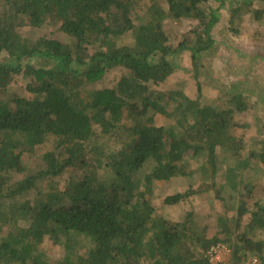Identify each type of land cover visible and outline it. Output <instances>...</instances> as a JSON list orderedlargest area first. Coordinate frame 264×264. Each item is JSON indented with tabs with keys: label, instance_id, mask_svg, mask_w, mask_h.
Listing matches in <instances>:
<instances>
[{
	"label": "trees",
	"instance_id": "obj_1",
	"mask_svg": "<svg viewBox=\"0 0 264 264\" xmlns=\"http://www.w3.org/2000/svg\"><path fill=\"white\" fill-rule=\"evenodd\" d=\"M143 1L0 0V264H206L209 246L222 241L229 264L255 256L264 264V237L252 235L264 231L257 214L238 233L240 220L235 228L223 222L224 238L197 242L187 221L154 217L150 196L173 177L195 172L202 183L165 196L163 205L212 187L220 194L218 149L243 145L230 127L251 99L225 92L223 106L204 104L199 83L198 96L190 97L191 124L180 134L177 125L158 124L165 104L184 103L180 89L167 96L154 85L175 72L173 56L189 50L195 60L223 43L213 30L225 0L216 8L212 0H151L137 24ZM254 2L237 3L230 30L238 33L234 17L245 6L259 18ZM172 19L198 24L173 45L165 29ZM25 27L40 33L23 36ZM116 66L129 71L120 87L90 89ZM17 76L27 83L24 95L11 91ZM49 136L56 137L54 149L29 168L30 154ZM253 154L264 164V144ZM62 176L69 178L65 189L58 186ZM47 236L63 251L55 261L44 250Z\"/></svg>",
	"mask_w": 264,
	"mask_h": 264
},
{
	"label": "rangeland",
	"instance_id": "obj_2",
	"mask_svg": "<svg viewBox=\"0 0 264 264\" xmlns=\"http://www.w3.org/2000/svg\"><path fill=\"white\" fill-rule=\"evenodd\" d=\"M237 3H241V0H225L224 6L219 9L221 20L213 31L224 41L215 46L214 52H209L205 57L202 55L195 60L189 50L173 56L172 59L176 64L175 72L165 81L154 85L157 90L156 94L166 92L168 96L171 88L181 90L180 99L183 101L184 107L179 109L175 103L165 104L166 113L156 115L157 123L160 125L179 126L178 134L191 124L193 113H196L193 110L192 98L199 94V83L204 90L201 98L204 104L210 101L217 104L219 102L223 106L222 100L226 96L225 92L250 94L251 100L248 101V109L244 112H237L234 115L235 122L233 123L235 125L230 127V133L238 139H242L243 145L236 150L224 147L218 149L220 160L216 181L221 187L220 194L217 195L215 189L212 190L215 187H212L208 191L190 195L180 204L163 205L162 201L165 196L195 189L202 183L200 175L193 172L188 176L173 177L166 183L157 185L150 196L156 205L154 217L187 221L189 225L187 232L191 234L190 237L194 242H197L198 238L212 239L214 235L224 238L225 233L219 231L223 222L235 228L240 220V227L236 228V233H238L239 229H245L248 226L253 214H257L259 219L264 217V164L258 157H253V153L261 151L264 144V59H259L264 58V1L255 0L251 6L260 12L259 18H256L255 12L247 6L235 15L234 19L239 28L238 33H235L230 30V22L233 18L231 10ZM150 4L151 0H144L136 10L134 17H137L135 20L137 24L143 20ZM159 5L166 6L164 2H159ZM210 5L216 8L219 5V0H212ZM195 24L198 22L192 21V19H172L165 22V29L170 31L171 35L170 43L177 45L184 38L185 33L194 28ZM21 33L23 36L35 39L40 31L25 27ZM128 73L127 67H113L106 72L105 78L101 82L93 83L89 87L90 89L120 87V80ZM213 81L217 85H212ZM26 87L27 83L21 76H17L11 91L24 95ZM83 88L87 90V88ZM138 106L141 110H146L144 103H139ZM108 113L109 116H112L111 111ZM186 117L187 121L190 119L189 122L186 121ZM56 142V137L49 136L44 143L38 145L34 153L30 154V158L28 157L31 163L29 168L43 165V154L54 149ZM190 169L187 168L189 172ZM57 180L60 189H65L69 178L62 176ZM210 181L208 182L210 183ZM39 182L41 183V181ZM191 183H194L193 186ZM41 186H43L42 183ZM203 187H207V184H204ZM242 201L245 202V208L242 207ZM254 231L250 230L249 234ZM252 235L264 237V231L257 229ZM44 250L48 253L51 251L53 261L63 254L62 248L56 244L52 236L46 237ZM229 257V254L226 255L221 264H229Z\"/></svg>",
	"mask_w": 264,
	"mask_h": 264
},
{
	"label": "built area",
	"instance_id": "obj_3",
	"mask_svg": "<svg viewBox=\"0 0 264 264\" xmlns=\"http://www.w3.org/2000/svg\"><path fill=\"white\" fill-rule=\"evenodd\" d=\"M230 248L227 243H213L206 251V257L208 262L206 264H221L225 260L226 255H230ZM240 264H262L258 257H252L247 261H243Z\"/></svg>",
	"mask_w": 264,
	"mask_h": 264
}]
</instances>
